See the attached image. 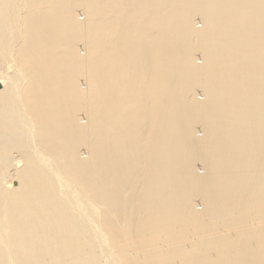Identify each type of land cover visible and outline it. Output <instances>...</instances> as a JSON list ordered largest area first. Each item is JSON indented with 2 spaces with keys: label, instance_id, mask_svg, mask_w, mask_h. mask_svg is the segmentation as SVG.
I'll return each instance as SVG.
<instances>
[{
  "label": "bare ground",
  "instance_id": "1",
  "mask_svg": "<svg viewBox=\"0 0 264 264\" xmlns=\"http://www.w3.org/2000/svg\"><path fill=\"white\" fill-rule=\"evenodd\" d=\"M0 264H264V0H0Z\"/></svg>",
  "mask_w": 264,
  "mask_h": 264
},
{
  "label": "rangeland",
  "instance_id": "2",
  "mask_svg": "<svg viewBox=\"0 0 264 264\" xmlns=\"http://www.w3.org/2000/svg\"><path fill=\"white\" fill-rule=\"evenodd\" d=\"M80 17H81V18H84L85 16H84L83 14H80ZM197 21H198V24H199V25H203V24L200 22V20H197ZM83 48H84V47H81V52H82V51L85 52ZM82 49H83V50H82ZM83 52H82V53H83ZM198 59H199L200 62L203 61V59L201 58V55L198 56ZM85 84H86L85 81H83V82H82V85L85 86ZM196 96H197L198 98H200V99H203V98H204V95H203L201 92H197ZM84 118H85L86 120H84ZM84 118H83V120H84V121H87V118H86V117H84ZM198 132H199L200 135L203 134V131H201V130H199ZM198 169H199L200 172H203V171H204V170L202 169L201 166H198ZM197 204H198V207L202 209L203 205H202L201 201H198Z\"/></svg>",
  "mask_w": 264,
  "mask_h": 264
}]
</instances>
